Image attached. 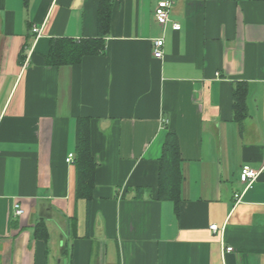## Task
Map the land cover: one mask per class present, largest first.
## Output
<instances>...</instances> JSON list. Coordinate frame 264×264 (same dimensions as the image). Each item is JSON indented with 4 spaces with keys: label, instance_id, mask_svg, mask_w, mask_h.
I'll return each mask as SVG.
<instances>
[{
    "label": "crops",
    "instance_id": "crops-1",
    "mask_svg": "<svg viewBox=\"0 0 264 264\" xmlns=\"http://www.w3.org/2000/svg\"><path fill=\"white\" fill-rule=\"evenodd\" d=\"M159 1L0 0V264H264V0H168L165 28ZM108 2L104 50L47 66L52 39L98 38ZM80 119L97 163L90 221L67 162ZM168 132L178 213L157 198ZM244 166L261 173L238 201Z\"/></svg>",
    "mask_w": 264,
    "mask_h": 264
},
{
    "label": "trees",
    "instance_id": "trees-1",
    "mask_svg": "<svg viewBox=\"0 0 264 264\" xmlns=\"http://www.w3.org/2000/svg\"><path fill=\"white\" fill-rule=\"evenodd\" d=\"M112 5L110 2L101 4L98 13V38L84 41L73 39H52L50 51L45 58L49 67L74 66L82 63L86 57L96 56L104 50V39L110 32ZM248 89L245 84H238L233 92V108L235 121L240 125L248 117L247 107ZM77 167V196L84 198L88 206L90 221L92 192L95 186V172L97 163L92 155L88 120L80 119L77 128V147L75 154ZM182 155L180 143L176 133L168 132L163 145L159 168V188L157 198L159 201L174 203L175 210L179 212L181 202V185L183 181L181 171ZM40 234L48 237L44 224H39Z\"/></svg>",
    "mask_w": 264,
    "mask_h": 264
},
{
    "label": "built area",
    "instance_id": "built-area-1",
    "mask_svg": "<svg viewBox=\"0 0 264 264\" xmlns=\"http://www.w3.org/2000/svg\"><path fill=\"white\" fill-rule=\"evenodd\" d=\"M173 3L168 1V0H160L156 6L155 9V18L156 21L162 26L166 27L168 23L170 22V13L172 9ZM181 25L177 22L173 23V29L175 31L180 30ZM34 32H39L38 29H34ZM154 44V57L157 59H162L164 54H163V48L165 46V40L164 38L156 39L153 42ZM75 159V155L71 154L67 162L72 163ZM261 173V170H255L251 168L250 166H244L242 168L241 174H240V183L243 185L244 190L241 194H236L235 198L239 201L247 190L252 188L254 183L257 181ZM24 210L22 209V206L20 204L15 205V210H14V216L15 217H20L23 216ZM217 226H211V230L217 231ZM228 251H232V248H229Z\"/></svg>",
    "mask_w": 264,
    "mask_h": 264
}]
</instances>
